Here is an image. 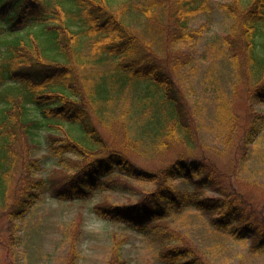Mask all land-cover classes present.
I'll list each match as a JSON object with an SVG mask.
<instances>
[{"label":"trees","instance_id":"1","mask_svg":"<svg viewBox=\"0 0 264 264\" xmlns=\"http://www.w3.org/2000/svg\"><path fill=\"white\" fill-rule=\"evenodd\" d=\"M219 7L230 26L211 42L230 52L252 102H264V0ZM213 11L212 0H0V207L14 225L46 193L73 202L112 189L132 199L131 181H145L157 187L138 201L103 200L93 210L158 242L166 264H208L206 249L174 225L188 208L212 215L215 230L264 253V216L235 182L264 133V114L255 111L237 143L239 115L215 95L226 147L217 154L243 150L232 170L222 167L206 154L202 103L185 70L208 27H192V20ZM19 137L29 151L36 144L47 153L26 162L24 185L10 202ZM173 144L187 154L158 170L140 164ZM46 163L72 173L65 181L56 168L39 174ZM114 263L127 261L116 252Z\"/></svg>","mask_w":264,"mask_h":264},{"label":"rangeland","instance_id":"2","mask_svg":"<svg viewBox=\"0 0 264 264\" xmlns=\"http://www.w3.org/2000/svg\"><path fill=\"white\" fill-rule=\"evenodd\" d=\"M227 1L212 0V16L201 15L192 20V27L204 23H208V27L192 52L194 61L185 69L197 99L202 103L204 128L200 138L207 146L206 154L222 167H229L232 161L238 163L243 150L235 146L231 157L217 154L226 148L219 140V133L224 129L223 121L218 123L215 117L219 101H225L239 115L241 130L235 138L237 143L248 127L246 122L251 121L255 111L264 114V102H252V98L248 97V86L239 79L230 52L210 39L213 35H223L228 31L230 21L219 7L220 3ZM215 95H220L221 99L216 100ZM15 144L20 161L10 187V202L19 195V189L24 185L27 177L26 162L30 158L44 159L47 153L45 146L36 144L29 151L22 137ZM251 147L245 169L239 175L241 178L235 182L245 192L253 207L264 216V133ZM186 154L185 145L173 144L157 159L139 161L144 167L158 170L179 155ZM195 155H201V151H195ZM68 157L81 163V159L75 156ZM55 168V177L60 181H65L72 173L71 170L46 163L42 165L39 174L48 175ZM228 169L232 170L230 167ZM131 184L132 191L136 192L132 199H129L128 193L112 189L98 192L88 200L73 202L60 201L51 193H46L15 225L10 211L0 207V264H115L116 252L127 261L126 264H166L162 259L165 248L158 242H152L142 233L125 228L122 222L105 220L93 210L103 200L118 204L131 200L130 203H134L142 191L157 187L155 183L145 181H131ZM211 217L188 208L175 215L174 225L190 239L193 238L194 243L206 249L204 259L208 264H264V253L252 252L249 241H239L215 230L209 223ZM216 243L220 246L214 248Z\"/></svg>","mask_w":264,"mask_h":264}]
</instances>
